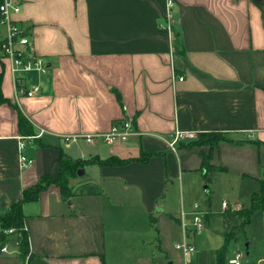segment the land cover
Instances as JSON below:
<instances>
[{"label": "crops", "instance_id": "crops-1", "mask_svg": "<svg viewBox=\"0 0 264 264\" xmlns=\"http://www.w3.org/2000/svg\"><path fill=\"white\" fill-rule=\"evenodd\" d=\"M20 4L15 19L48 71L24 76L27 89L40 86L34 97L18 94L11 61L2 56L6 28L0 25L1 85L8 99L0 102V216L43 176L57 177L62 155L85 162L110 156L133 161L84 162V176L70 177L69 185L75 190L86 179L99 185L95 195H64L56 183L48 185L37 200L23 205L30 255L21 258L12 236L1 256L17 253L23 264H186L204 254L209 256L202 263L218 264L222 213V230L196 236L195 243L203 238L195 252L184 255L176 245L185 241L182 225L191 222L195 204L207 211L208 225L213 220L210 204L198 201L202 190L224 183L227 191L240 192L238 199L223 201L238 210L264 179V19L259 5L254 0H173L167 28L168 0ZM175 50L185 52L179 73ZM20 112L34 135L19 128ZM124 117L132 118L137 130L128 141H85ZM181 131L228 139L212 151L187 140L171 148ZM35 134V139L24 138V153L35 163L22 167L19 138ZM210 151V164L223 170L206 184L203 153ZM143 153L151 155L149 160L137 161ZM260 212L242 231L247 244L240 264H264V236L251 228ZM234 240L239 241L228 243L225 264L241 253L238 244L230 250Z\"/></svg>", "mask_w": 264, "mask_h": 264}, {"label": "trees", "instance_id": "trees-1", "mask_svg": "<svg viewBox=\"0 0 264 264\" xmlns=\"http://www.w3.org/2000/svg\"><path fill=\"white\" fill-rule=\"evenodd\" d=\"M175 59L174 65L175 70L179 73L184 65V55L185 52L183 50H175ZM2 79L3 74L0 73V102L5 103L8 101L6 97L3 95L2 91ZM121 100V97H120ZM19 128H21L22 132L25 135H34L32 131L31 124L27 116L23 113H19ZM198 139L194 141H190L188 143L190 146H203L208 145L211 148L216 146L221 141H225L228 138L220 133H199ZM209 154L203 153V163L202 167H204L203 171V180L206 184L212 183L214 179L215 173L217 171L223 170L222 167L215 166L210 164L211 152ZM151 157L150 154L143 153L137 161L146 162ZM133 161V159H121L117 156H110L108 159H99L94 158L89 161L83 160H74L69 156L62 155L59 162V175L57 177H53L52 175L43 176L36 185L27 188L23 191L22 198L18 202H14L8 213L4 216H0V257L2 255V250L9 243L12 236H15L18 241V245H20V255L21 258L24 259L30 255V245H29V237L28 232L24 226V213H23V205L25 202L30 200H37L41 191L46 189L48 185L51 183H56L61 187L62 193L64 195H69L73 191L75 194L82 195H95L100 192V187L98 184H93L90 182L80 183L79 186L75 190L69 185L70 177H76L79 175L80 169L85 163L94 164L98 163L101 165H124L125 163H129ZM261 195V201L256 200L257 197ZM264 210V179L260 182V187L253 194L251 199V205L249 207L242 205L240 209H232L227 208L222 212L223 225H224V244L223 246L217 250L218 254V264H225V256L226 249L228 243L237 237L238 233L244 231L245 227L250 223L252 216L256 213L257 210ZM13 228L15 233H7L8 229Z\"/></svg>", "mask_w": 264, "mask_h": 264}, {"label": "built area", "instance_id": "built-area-1", "mask_svg": "<svg viewBox=\"0 0 264 264\" xmlns=\"http://www.w3.org/2000/svg\"><path fill=\"white\" fill-rule=\"evenodd\" d=\"M21 0H0V25L5 26L6 32L1 43V52L3 58L11 61V70L15 75V84H17L18 94H23L28 97H34L39 90L40 86L35 85L32 89H27L22 83L24 76L29 73L38 72L46 74L48 71V64L45 58L41 55H37L31 52L29 46L31 40L29 39L26 28L21 26L15 19V16L21 11ZM167 6L169 7V14H167V28H171L170 10L173 6V0H168ZM175 59V51H174ZM173 59V61H174ZM183 75L175 74V80L183 81ZM137 134L135 121L130 117H124L119 122H114L111 128L104 133L95 134L93 136H85V141L88 143H94L96 139L102 140L106 144H112L115 142L128 141V139ZM39 135L27 136L19 138V151H20V165L22 167H31L34 165L35 160L27 157L24 153L26 143L24 138L35 139ZM198 137L196 132L181 131L176 132L174 140L170 142V147L174 149L175 145L182 140L194 141ZM228 203L223 202L222 208L226 209ZM191 222L183 223L185 241L182 244H177L176 247L183 252L184 255H189L196 251V243L194 238L203 232L206 228V216L207 211L202 209L200 204L194 205ZM7 233H15L13 228L8 229ZM7 245L3 248L2 252H6ZM236 256L230 260V264H240L241 254L235 253Z\"/></svg>", "mask_w": 264, "mask_h": 264}, {"label": "rangeland", "instance_id": "rangeland-1", "mask_svg": "<svg viewBox=\"0 0 264 264\" xmlns=\"http://www.w3.org/2000/svg\"><path fill=\"white\" fill-rule=\"evenodd\" d=\"M82 170V169H81ZM88 175V174H87ZM82 176H84V174H82ZM86 182V179L85 181ZM204 185V184H203ZM240 194V192H237L235 190H230L227 191V185H225L224 183L221 184H217V183H213L212 187H211V191H206L204 192L202 190L201 192V198L198 199L199 202H201L203 204V206H208V204H210L209 210L212 211L213 213V220L212 222L208 225V223L206 222V229L204 230L206 233H210L213 231H221L222 229V225L220 223V217H221V213H222V203L224 200L227 199H238V195ZM197 200V199H196ZM256 200L261 201V195L259 197L256 198ZM243 201L246 203L245 206L249 207L251 205V201H249V197H247L246 199H243ZM264 213L260 212L257 213V215L255 216L253 223L254 225L251 227L253 229V231H255V233H258L257 235L260 236L263 235L264 236ZM203 237L201 236L198 240V242H196V245L198 243V246L200 247L201 244V239ZM239 241L238 243L237 240L232 241L231 246H230V250L235 249L237 244L239 245V249L241 251V258L243 257L244 252H246V238L244 236V233L240 232L238 233V236L236 237ZM260 241V240H259ZM259 241H254L255 245H257V243L259 244ZM261 242V241H260ZM264 242V241H263ZM11 247L14 249H17V246L13 243H11ZM198 249V248H197ZM198 256H201L200 254ZM208 256L209 255H204L197 258H189L187 260L186 264H206L207 260H208ZM202 262H206V263H202ZM0 264H23V262L19 259V256L17 253H12L9 256H1L0 257Z\"/></svg>", "mask_w": 264, "mask_h": 264}, {"label": "water", "instance_id": "water-1", "mask_svg": "<svg viewBox=\"0 0 264 264\" xmlns=\"http://www.w3.org/2000/svg\"><path fill=\"white\" fill-rule=\"evenodd\" d=\"M258 5L259 7L261 8V11H262V19H264V0H254ZM84 171L83 170H80L79 171V175L80 174H83Z\"/></svg>", "mask_w": 264, "mask_h": 264}]
</instances>
